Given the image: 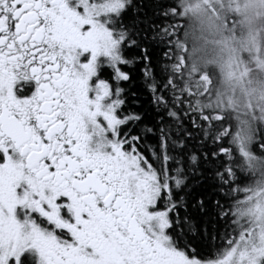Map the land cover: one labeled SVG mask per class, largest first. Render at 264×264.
Segmentation results:
<instances>
[{
	"label": "snow or ice",
	"instance_id": "6c2138e0",
	"mask_svg": "<svg viewBox=\"0 0 264 264\" xmlns=\"http://www.w3.org/2000/svg\"><path fill=\"white\" fill-rule=\"evenodd\" d=\"M0 264H264V0H0Z\"/></svg>",
	"mask_w": 264,
	"mask_h": 264
}]
</instances>
